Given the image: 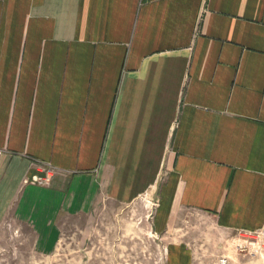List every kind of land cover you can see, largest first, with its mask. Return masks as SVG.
Masks as SVG:
<instances>
[{
  "label": "crops",
  "instance_id": "obj_1",
  "mask_svg": "<svg viewBox=\"0 0 264 264\" xmlns=\"http://www.w3.org/2000/svg\"><path fill=\"white\" fill-rule=\"evenodd\" d=\"M150 189L264 230V0H0V223Z\"/></svg>",
  "mask_w": 264,
  "mask_h": 264
},
{
  "label": "rangeland",
  "instance_id": "obj_2",
  "mask_svg": "<svg viewBox=\"0 0 264 264\" xmlns=\"http://www.w3.org/2000/svg\"><path fill=\"white\" fill-rule=\"evenodd\" d=\"M157 204L150 189L131 202L99 199L90 212L61 213L46 248L32 210L9 216L0 223V264H264V230H225L181 210L164 235L153 224Z\"/></svg>",
  "mask_w": 264,
  "mask_h": 264
},
{
  "label": "built area",
  "instance_id": "obj_3",
  "mask_svg": "<svg viewBox=\"0 0 264 264\" xmlns=\"http://www.w3.org/2000/svg\"><path fill=\"white\" fill-rule=\"evenodd\" d=\"M25 182H29L31 184H46L48 183V178L47 176L45 177H38V176H33L31 177V179L29 180H25Z\"/></svg>",
  "mask_w": 264,
  "mask_h": 264
},
{
  "label": "bare ground",
  "instance_id": "obj_4",
  "mask_svg": "<svg viewBox=\"0 0 264 264\" xmlns=\"http://www.w3.org/2000/svg\"><path fill=\"white\" fill-rule=\"evenodd\" d=\"M225 262V261H224Z\"/></svg>",
  "mask_w": 264,
  "mask_h": 264
}]
</instances>
